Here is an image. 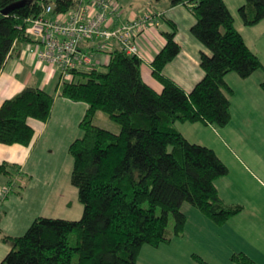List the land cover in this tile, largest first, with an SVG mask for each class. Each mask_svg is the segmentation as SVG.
I'll return each instance as SVG.
<instances>
[{"label":"trees","instance_id":"trees-1","mask_svg":"<svg viewBox=\"0 0 264 264\" xmlns=\"http://www.w3.org/2000/svg\"><path fill=\"white\" fill-rule=\"evenodd\" d=\"M17 2L23 3L3 12ZM169 2L185 4L196 19L191 33L210 50L200 55L203 77L187 92L164 75L165 65L181 50L177 24L167 18L168 29L162 31L165 44L151 61L161 91L143 79V58L126 54L115 40L117 46L110 51L104 70L95 66L73 69V78L62 81L60 93L87 103L82 127H88L102 111L119 124L120 131L99 128L91 138H78L69 147L71 183L84 206L81 218L39 216L20 236L0 228V240L11 245L0 264H138L144 245L157 247L169 243L173 234L183 235L184 203L218 225L242 211L241 204L225 202L216 187V179L229 171L226 164L213 148L189 141L176 122L227 125L234 90L226 75L235 72L248 78L264 64L237 29L225 0ZM79 4L80 0H0V69L9 56L33 41L25 32L28 19L39 16L48 5L51 13L59 14ZM151 12L153 20L162 17L161 12ZM238 13L245 25L253 26L264 19V0H245ZM117 17L113 15L112 20ZM261 85L264 89V81ZM53 102L54 92L32 85L5 99L0 105V143L29 145L35 131L28 118L47 121ZM0 176L8 177L11 190L7 195L21 194L29 180L26 176L25 183L17 181L24 174L18 164L7 161L0 162ZM4 213L0 210V218ZM170 214L173 234L168 229ZM72 233L76 234L73 245ZM195 259L197 264H209L200 255ZM231 260L255 264L242 251L234 252Z\"/></svg>","mask_w":264,"mask_h":264},{"label":"rangeland","instance_id":"rangeland-1","mask_svg":"<svg viewBox=\"0 0 264 264\" xmlns=\"http://www.w3.org/2000/svg\"><path fill=\"white\" fill-rule=\"evenodd\" d=\"M225 2L236 18L238 29L245 35L247 44L264 64V19L253 26L245 25L238 13L239 6L245 0ZM226 80L234 90L231 97L232 117L227 125H210L200 121H178L177 125L194 143H205L215 149L229 169L226 175L215 181L221 197L226 202L242 204L244 208L226 223L218 225L186 202L182 209L187 221L181 236L173 234L174 219L170 214L168 229L173 234L171 244L177 258L183 261L181 264H197L195 255L202 256L210 264H235L231 255L233 250L238 249L250 253L257 264H264V89L261 85L264 67L248 78L230 72ZM83 117L78 120L77 126L73 122L68 130L59 128L46 148L49 150L41 151L40 164L44 165L41 177L50 195L42 194L38 187L33 196L10 193L8 198L0 201L3 208L10 212L9 218L13 214L18 216V220L11 222L13 232H9L10 235H23L39 216L68 220L81 218L84 206L79 200L78 189L71 183L73 158L69 147L78 138L81 141H86L87 136L91 138L99 128L116 133L120 131L119 124L102 111H98L85 128L82 127ZM67 132L73 135L70 137L71 134L68 136ZM28 188V192L34 190L30 184ZM24 222V227L18 226ZM75 242L76 234L72 233L70 243L73 245ZM167 244H161L159 251L154 246L145 245L137 261L140 264H153L155 259L165 258L166 251L172 248L166 247Z\"/></svg>","mask_w":264,"mask_h":264},{"label":"crops","instance_id":"crops-1","mask_svg":"<svg viewBox=\"0 0 264 264\" xmlns=\"http://www.w3.org/2000/svg\"><path fill=\"white\" fill-rule=\"evenodd\" d=\"M112 1H114L117 5L119 4L122 6V8L120 9L122 12L121 15L112 20L113 26L129 22L130 20L137 18L138 16H142L148 11H157L162 13V17L150 22L136 39L139 49V55L143 58V63L141 66L142 77L148 85H150L157 91L162 90V84L155 78L152 73L151 61L165 44V39L162 35V31L168 29L165 18L173 20L177 24L178 30L176 33V41L179 43L181 50L172 61L168 62L165 65L163 73L167 77L174 80L185 91H191L196 83L201 80L204 75V71L200 66V55L202 52L210 54V50L206 48L191 33V26L195 23L196 19L188 6H186L185 4L171 5L169 0H161L158 2L154 0ZM47 16L50 18H56L58 14L48 13ZM235 25L237 27L236 18ZM239 31L245 39V35L243 34V32L241 30ZM99 43L100 41L97 39L84 41L81 44V50L92 55L93 66L97 67L100 70H104L110 60V51L113 50L115 46H117V44L112 42L109 48H100ZM29 46L30 43H27L21 48V50L18 49L19 53L16 52L13 55L9 56L0 69V105L5 99L14 96L25 86L32 85L48 92H54L52 111L50 118L47 121L28 118V123L34 128L35 131L34 138L29 145H22L17 143H0V162L7 161L19 165L20 172L24 174V177L20 178L18 176L16 178L19 182L25 183L26 176H29L28 182L30 186H33L34 190L28 192L29 184L27 182L25 188L22 191L24 196H33L34 192H37V190L35 191V188L38 187L42 194L50 195V192L45 189V181H43L41 177L44 169V165L41 166L40 164L42 159L41 151L45 152L49 150H46V148L50 146L52 135L55 134L59 130V128L62 130L64 128L68 130L72 126L73 122L75 123V126H77L78 120L83 117L86 112L87 103L83 101H73L61 95L60 89L62 84V74L60 68L56 65L48 64L40 60L37 55L29 49ZM101 67L104 68L102 69ZM176 126L180 130V132L189 141H191L184 134L183 130L177 125V122ZM67 133L68 136L71 134L70 137L73 135L72 132ZM201 144L207 145L205 143ZM7 185L8 177L0 176V191ZM9 196L10 194L6 197L8 198ZM0 210H5L4 215L0 218V228L4 233L6 232L8 234H11L9 233L13 232L12 229H10L11 222H15L16 219L18 220V216L16 217V214H13V216L9 218L10 212L3 208L2 203L0 204ZM7 217L8 220H6ZM25 224L26 222H24L23 224L19 223L18 226L24 227ZM171 242L172 240L167 244L166 247H172L173 245L171 244ZM160 246L161 245L156 247L157 251H159ZM10 248V244L0 240V262L9 252ZM238 251L245 252L255 261V264H257L254 257H252L247 251L238 249L233 250L232 254ZM181 263H183V261L177 258L174 247H172L171 250L166 251L165 258L158 260L155 259L153 262V264ZM138 264L140 263L138 262Z\"/></svg>","mask_w":264,"mask_h":264},{"label":"built area","instance_id":"built-area-1","mask_svg":"<svg viewBox=\"0 0 264 264\" xmlns=\"http://www.w3.org/2000/svg\"><path fill=\"white\" fill-rule=\"evenodd\" d=\"M52 6H45L43 12L27 20L26 34L32 38L29 49L37 57L60 68L63 80L73 78L72 70L91 68L92 55L81 50L84 41L100 40V48H109L115 40L126 54H139L135 36L142 32L154 15L151 11L131 22L112 25V16H119L118 5L112 0H80L77 8L65 13H59L56 18H50ZM7 185L0 191L3 199L10 192Z\"/></svg>","mask_w":264,"mask_h":264},{"label":"water","instance_id":"water-1","mask_svg":"<svg viewBox=\"0 0 264 264\" xmlns=\"http://www.w3.org/2000/svg\"><path fill=\"white\" fill-rule=\"evenodd\" d=\"M23 2H17V3H13L11 4L10 6H8L7 8L3 9V12L4 13H8L11 9L19 6V5H22Z\"/></svg>","mask_w":264,"mask_h":264}]
</instances>
